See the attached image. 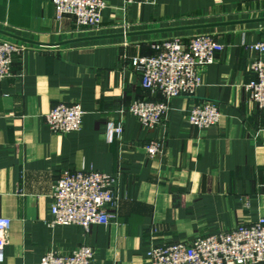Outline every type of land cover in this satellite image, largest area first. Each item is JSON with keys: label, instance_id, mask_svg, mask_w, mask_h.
<instances>
[{"label": "crops", "instance_id": "0c3cea01", "mask_svg": "<svg viewBox=\"0 0 264 264\" xmlns=\"http://www.w3.org/2000/svg\"><path fill=\"white\" fill-rule=\"evenodd\" d=\"M107 0L98 29L72 16L56 19L52 0H0V39L23 44L12 76L0 79V215L11 220L3 264H39L49 251L67 254L88 245L94 264H147L151 245L251 224L264 216V108L249 101V63L264 41L261 0H152L124 8ZM178 28L177 30H168ZM211 32L224 44L202 71L192 96L169 101L165 122L143 126L127 107L150 96L132 64L168 36L185 41ZM21 37L41 45L19 40ZM217 103L218 124L191 125L195 103ZM60 102L85 111L81 130L54 133L46 114ZM109 122L122 132L108 139ZM162 138L163 152L145 144ZM64 169L116 176L117 204L107 225L88 231L75 224L48 226L52 192Z\"/></svg>", "mask_w": 264, "mask_h": 264}, {"label": "built area", "instance_id": "2783aa9c", "mask_svg": "<svg viewBox=\"0 0 264 264\" xmlns=\"http://www.w3.org/2000/svg\"><path fill=\"white\" fill-rule=\"evenodd\" d=\"M152 0H124V8L137 2ZM264 1V0H261ZM56 19L72 16L78 27L98 29L107 0H52ZM24 46L18 41L0 39V79L12 76L15 55ZM154 52L137 56L132 64L141 75L142 88L151 93L135 99L127 111L149 129L163 124L167 118L169 101L175 97L192 96L202 83L204 67L213 63L224 44L211 32H197L184 40L182 36H168L152 42ZM249 49L258 53L249 63L254 77L246 84L249 101L264 108V41L251 43ZM85 111L79 103L60 102L46 114V126L54 133L81 130ZM221 112L217 103L205 100L190 108L187 120L198 128L219 123ZM122 132L121 123L109 122L108 139ZM163 139L153 138L145 144L146 153L155 157L163 152ZM116 176L100 171L64 169L52 192L51 218L48 226L75 224L88 231L93 224L107 225L114 217L111 211L117 204ZM11 226L8 217L0 215V264L5 261L6 234ZM95 250L82 245L64 254L45 253L39 264H94ZM147 264H264V216L251 224L217 233L198 236L189 242L151 245Z\"/></svg>", "mask_w": 264, "mask_h": 264}, {"label": "water", "instance_id": "95a60500", "mask_svg": "<svg viewBox=\"0 0 264 264\" xmlns=\"http://www.w3.org/2000/svg\"><path fill=\"white\" fill-rule=\"evenodd\" d=\"M247 21H264V18H260V19H249V20H242V21H234V22H227V23L204 24V25H198V26H192V27H194V28H196V27H211V26H218V25H223V24L247 22ZM177 29L178 28H172V29H168V30H177ZM12 37H15V38H17L19 40H22V41L36 43V44H41V45H46V46L67 44V43L77 42V41L86 40V39H90V38H95V37L77 38V39H71L69 41H65V42H62V43H55V44H53V43H40V42L30 41L28 39H24V38L17 37V36H14V35Z\"/></svg>", "mask_w": 264, "mask_h": 264}]
</instances>
